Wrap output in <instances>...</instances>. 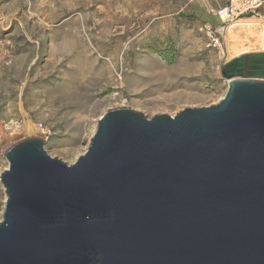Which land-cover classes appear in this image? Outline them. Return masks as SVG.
Here are the masks:
<instances>
[{
    "label": "water",
    "instance_id": "obj_1",
    "mask_svg": "<svg viewBox=\"0 0 264 264\" xmlns=\"http://www.w3.org/2000/svg\"><path fill=\"white\" fill-rule=\"evenodd\" d=\"M221 75L210 107L108 111L74 164L7 149L0 264H264V52Z\"/></svg>",
    "mask_w": 264,
    "mask_h": 264
},
{
    "label": "rangeland",
    "instance_id": "obj_2",
    "mask_svg": "<svg viewBox=\"0 0 264 264\" xmlns=\"http://www.w3.org/2000/svg\"><path fill=\"white\" fill-rule=\"evenodd\" d=\"M214 9V0H0V176L23 139L43 138L71 165L110 110L152 118L221 101L223 64L264 52V9L250 27L221 30L219 45ZM26 124L38 135L12 136ZM6 199L0 181V222Z\"/></svg>",
    "mask_w": 264,
    "mask_h": 264
},
{
    "label": "built area",
    "instance_id": "obj_3",
    "mask_svg": "<svg viewBox=\"0 0 264 264\" xmlns=\"http://www.w3.org/2000/svg\"><path fill=\"white\" fill-rule=\"evenodd\" d=\"M214 5V16L219 26L212 33L216 36L213 41L219 45V32L235 25H248L253 18L260 16L264 0H214Z\"/></svg>",
    "mask_w": 264,
    "mask_h": 264
},
{
    "label": "bare ground",
    "instance_id": "obj_4",
    "mask_svg": "<svg viewBox=\"0 0 264 264\" xmlns=\"http://www.w3.org/2000/svg\"><path fill=\"white\" fill-rule=\"evenodd\" d=\"M259 22V21H258ZM252 24H254L253 22H251L250 21V23H248V25H249V27L252 25ZM259 25H261V24H259ZM247 26V25H246ZM262 26V25H261ZM262 28V27H261ZM259 31V30H258ZM261 31V30H260ZM253 32V31H252ZM262 32V31H261ZM229 34H231V33H229ZM232 35V34H231ZM260 36V35H259ZM240 37V36H239ZM243 39V38H242ZM239 40V39H238ZM235 43V42H234ZM260 46V45H259ZM263 46V45H262ZM262 50H264V49H262ZM248 52V51H247ZM13 131V133H12V136L13 135H17V134H19V135H21L22 133H25V135H27V136H33V135H38V130L33 126V125H31V124H26L24 127H23V129L22 128H20V129H18V130H12ZM16 139V138H15Z\"/></svg>",
    "mask_w": 264,
    "mask_h": 264
},
{
    "label": "trees",
    "instance_id": "obj_5",
    "mask_svg": "<svg viewBox=\"0 0 264 264\" xmlns=\"http://www.w3.org/2000/svg\"><path fill=\"white\" fill-rule=\"evenodd\" d=\"M166 57H167L166 59H167L168 61H170V62H172V61H173V58H170V56H169V55H167Z\"/></svg>",
    "mask_w": 264,
    "mask_h": 264
}]
</instances>
